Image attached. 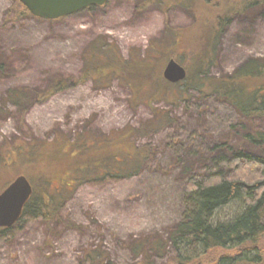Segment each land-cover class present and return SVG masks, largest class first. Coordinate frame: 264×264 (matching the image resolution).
<instances>
[{"label": "rangeland", "instance_id": "374dc122", "mask_svg": "<svg viewBox=\"0 0 264 264\" xmlns=\"http://www.w3.org/2000/svg\"><path fill=\"white\" fill-rule=\"evenodd\" d=\"M253 1L108 0L51 21L31 15L11 19L15 0H0V103L10 89L24 88L26 93L23 116L11 103L0 112V149L20 136L50 140L134 126L141 127L140 144L156 150L155 160L140 174L80 180L53 223L26 213L10 229H0V264H99L90 251L104 253L116 264H141L144 259L136 257L129 243L152 233L167 236L168 228L191 208L183 188L188 174L173 157L208 152L217 141H235L232 125L244 119L214 95L186 91L183 81L166 83L163 70L171 58L191 67L220 14H228V20L218 35L213 74L232 72L248 57H264V0ZM173 34L179 43H170ZM105 41L116 45L121 59L130 58L125 72L133 75L100 81L87 77L38 98L55 78L80 77L84 52L93 42L103 46ZM143 54L152 72L148 77L140 73ZM96 60V65L103 64V58ZM0 162V192L21 173L31 176L36 187L45 176L40 162ZM241 207L232 202L215 217L227 220ZM234 252L218 248L189 264H211L215 253ZM175 253L170 247L155 264H178Z\"/></svg>", "mask_w": 264, "mask_h": 264}, {"label": "trees", "instance_id": "16d2710c", "mask_svg": "<svg viewBox=\"0 0 264 264\" xmlns=\"http://www.w3.org/2000/svg\"><path fill=\"white\" fill-rule=\"evenodd\" d=\"M9 10L13 13L11 19L35 16L20 0H15ZM227 20L228 14L216 16V24L211 27L207 42L199 47L191 67H186V77L179 83L183 81L187 85L186 91L197 90L203 96L214 95L233 105L244 118L232 125L231 132L237 139L217 141L208 152L198 150L173 157L176 164H182V172L188 174L183 188L191 208L168 228L167 236L152 233L129 243L136 257L144 259L141 264H155L156 258L165 256L170 247L176 252L172 257L178 264H189L218 248H235L236 252L215 253L211 264H264V57H248L232 72L213 74L211 67L217 56L218 35ZM171 39L170 43H179L175 34ZM97 48L102 53L98 54ZM83 55L85 64L80 77L55 78L37 94L38 98L46 99L87 77L100 81L105 77L120 80L121 74L133 75L125 72L129 70L130 58L121 59L113 42L105 41L103 46L93 42ZM97 56L103 58V64L94 63ZM142 56L144 70L140 73L148 77L152 74L147 69L150 63L145 61L146 54ZM90 59L92 67L87 65ZM2 66L3 61L0 60V68ZM164 81L169 83L167 79ZM24 91V88L10 89L1 100L0 112L7 111L11 103L23 116L26 109ZM159 115L155 113L156 118H161ZM140 133L141 127L125 126L104 134L84 131L75 137L56 135L50 140H27L20 136L6 141L0 149L2 165H10L19 158L29 164L40 162V170L45 175L36 187L31 176L21 173L33 186L22 217L32 213L49 224L53 223L61 217L71 195L69 192L80 180L140 174L156 158L153 145L138 141ZM32 143L38 146L31 149L29 145ZM48 153L55 155L47 158ZM55 180H59L58 185ZM232 202L241 203V209L227 220L216 219L218 210ZM11 227L0 229L5 231ZM93 252L88 254L100 261L99 264H116L110 256Z\"/></svg>", "mask_w": 264, "mask_h": 264}, {"label": "water", "instance_id": "95a60500", "mask_svg": "<svg viewBox=\"0 0 264 264\" xmlns=\"http://www.w3.org/2000/svg\"><path fill=\"white\" fill-rule=\"evenodd\" d=\"M29 11L40 18L58 19L92 5H101L108 0H20ZM165 79L179 82L187 75L186 67L171 58L164 70ZM33 193V186L24 174L16 176L0 192V227H11L22 217L24 207Z\"/></svg>", "mask_w": 264, "mask_h": 264}]
</instances>
